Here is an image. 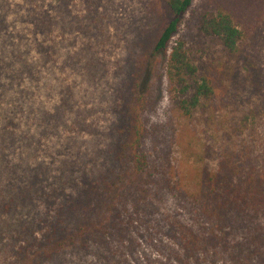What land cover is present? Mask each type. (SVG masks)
<instances>
[{
	"label": "rangeland",
	"instance_id": "obj_1",
	"mask_svg": "<svg viewBox=\"0 0 264 264\" xmlns=\"http://www.w3.org/2000/svg\"><path fill=\"white\" fill-rule=\"evenodd\" d=\"M40 1L55 14L51 53L27 66L0 52V264H231L235 238L264 237V212L251 220L252 195L264 201V0H193L164 51L155 45L172 17L165 0ZM221 11L242 31L234 50L202 29ZM179 41L214 87L191 115L167 74ZM133 97L146 127L139 173L118 158L121 107ZM229 195L244 223L196 201ZM79 227L74 246L52 250L62 229ZM183 229L214 255H186Z\"/></svg>",
	"mask_w": 264,
	"mask_h": 264
},
{
	"label": "trees",
	"instance_id": "obj_2",
	"mask_svg": "<svg viewBox=\"0 0 264 264\" xmlns=\"http://www.w3.org/2000/svg\"><path fill=\"white\" fill-rule=\"evenodd\" d=\"M59 1L60 0H51L49 6L57 5ZM165 1L171 11L172 17L165 24L157 38L155 49L158 51H164L167 48L170 40L179 30L182 14L193 2V0ZM21 10H24L22 16L23 20L18 19ZM52 15L55 14L49 10V7L45 8L44 3L42 4L40 0L33 3L29 0L23 5L15 4L13 9L12 5L9 4L7 0H0V52L5 50L12 52L14 55L13 63L23 62L28 66L27 62L29 61L33 65H37L38 59L34 56L39 53L40 50H43L45 52L44 55L47 56L51 53V50H49L51 46H48L46 43V34L50 31V24H52V21H55L51 17ZM47 20L50 22L47 23ZM17 23H20L21 26H18ZM202 29L207 33L220 36L223 40V44L230 50L236 49L239 40L242 38V31L236 26L231 15L222 11L217 15L204 19L202 22ZM35 44L37 50H35L31 56V46ZM29 56L33 59L30 60ZM42 62L46 63L47 59H44ZM36 69L37 67L33 69L34 73H36ZM167 74L172 83L177 106L185 115H191L201 104L203 99L211 98L214 94V87L211 79L199 73L198 67L192 60L183 41L177 42L169 54ZM68 96L67 94V97ZM68 100L69 98H65L64 102H68ZM133 102L134 97L128 103L124 102L121 107V110L123 109V120L119 133L126 135V140L123 142L120 141L118 158H120L125 165L128 164L133 172L139 173L145 170L147 164L146 154L142 147L146 127L143 124L142 117H140L141 114L139 115L137 110L132 107L131 104ZM110 185L111 183L107 182L104 187L100 189L104 198L106 192L107 197L108 193L113 192ZM213 190L215 191V188L211 187V191ZM233 196H225L222 199L217 197L210 200L201 197L196 201H201L199 205L204 209H210L209 206L211 203L216 205L215 209L210 213V216L216 214L218 217L222 218L224 215L223 219L229 218L234 223H244V217L241 212H234V209L241 204L240 199L238 196ZM261 199L262 197H258L256 194H253L251 197V200H253L251 204L253 208L251 210L253 219L251 220L258 219L260 212H264V201ZM106 202L108 201L105 199L103 203L105 204ZM262 223L264 225V221ZM79 229L80 227L76 229V234L73 233L70 228H67L64 232H62V229L60 234L52 241V250L58 251V249L63 250L67 246H74L76 243L73 239L76 237H71L82 236L85 232V230L78 232ZM183 231L185 235L181 244L183 246L182 250L186 255L193 256L195 260H198L199 256L214 255L212 251H207L204 255L197 251L198 248H202L204 252L208 249L206 247L208 243L206 237L187 233L188 230L183 229ZM187 236H191L192 239H194L192 244ZM42 241H44V239L41 240V242ZM234 242L236 243L228 245L230 247L229 251L226 249L224 250L226 252L225 257L231 264H264L263 231H259L250 237L235 238ZM87 244V241L81 242V244L76 245L74 249L84 248L87 250V248H85ZM225 244H229V242H225Z\"/></svg>",
	"mask_w": 264,
	"mask_h": 264
}]
</instances>
